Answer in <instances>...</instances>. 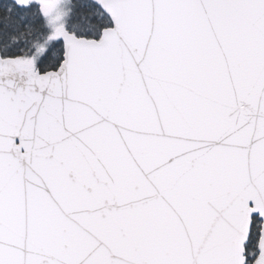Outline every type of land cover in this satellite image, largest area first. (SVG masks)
Returning a JSON list of instances; mask_svg holds the SVG:
<instances>
[{
  "label": "snow or ice",
  "instance_id": "snow-or-ice-1",
  "mask_svg": "<svg viewBox=\"0 0 264 264\" xmlns=\"http://www.w3.org/2000/svg\"><path fill=\"white\" fill-rule=\"evenodd\" d=\"M0 264H264V0H0Z\"/></svg>",
  "mask_w": 264,
  "mask_h": 264
}]
</instances>
